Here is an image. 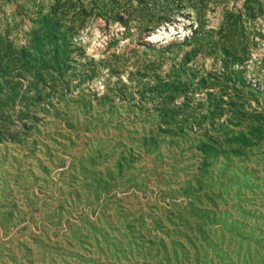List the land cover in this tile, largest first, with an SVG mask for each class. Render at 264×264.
<instances>
[{"label": "rangeland", "instance_id": "rangeland-1", "mask_svg": "<svg viewBox=\"0 0 264 264\" xmlns=\"http://www.w3.org/2000/svg\"><path fill=\"white\" fill-rule=\"evenodd\" d=\"M0 264H264V0H0Z\"/></svg>", "mask_w": 264, "mask_h": 264}]
</instances>
